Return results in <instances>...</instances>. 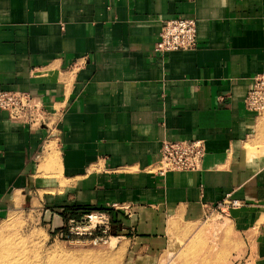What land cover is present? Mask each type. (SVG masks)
<instances>
[{
    "label": "crops",
    "instance_id": "obj_1",
    "mask_svg": "<svg viewBox=\"0 0 264 264\" xmlns=\"http://www.w3.org/2000/svg\"><path fill=\"white\" fill-rule=\"evenodd\" d=\"M186 17L196 47L154 51L162 23ZM258 73L264 0H0V87L47 116L0 109V211L41 191L58 235L64 207L112 209L129 264H158L219 209L243 264H264V117L245 105ZM163 139L202 140L201 168L159 173Z\"/></svg>",
    "mask_w": 264,
    "mask_h": 264
},
{
    "label": "rangeland",
    "instance_id": "obj_2",
    "mask_svg": "<svg viewBox=\"0 0 264 264\" xmlns=\"http://www.w3.org/2000/svg\"><path fill=\"white\" fill-rule=\"evenodd\" d=\"M258 112L260 116L264 115V109L257 111V114ZM261 144L263 143L259 144V148ZM41 193L20 192L21 201L17 205L11 201L8 207L0 211V264L131 262L130 254L127 253V241L122 237L124 233L118 232L117 226L113 223L109 233L101 239L95 237L100 236L97 233L72 238L53 235L50 228L42 222ZM10 215H13L14 219H11ZM223 220L224 213L219 209L207 213L197 225H194L196 227L191 226L188 235H182L181 241L176 238L172 244L174 248L160 257L157 263L243 264L244 251L240 250L238 237L231 231L227 222L222 223ZM7 221L11 223L8 226Z\"/></svg>",
    "mask_w": 264,
    "mask_h": 264
},
{
    "label": "built area",
    "instance_id": "obj_3",
    "mask_svg": "<svg viewBox=\"0 0 264 264\" xmlns=\"http://www.w3.org/2000/svg\"><path fill=\"white\" fill-rule=\"evenodd\" d=\"M197 43V28L194 18H174L164 21L154 44V51L163 53L176 50H192ZM249 110L257 112L264 109V73H258L253 78V87L245 99ZM0 109L8 116L32 127L45 125L46 111L29 93L10 91L0 87ZM205 155V147L200 139L173 140L163 139L160 146V156L157 162L159 173L166 171H196L201 168ZM224 205L238 206L237 200H229ZM111 215L108 211H90L81 217H69L64 235L72 238L77 235H93L96 238L106 236L111 229ZM62 232L58 235L61 237Z\"/></svg>",
    "mask_w": 264,
    "mask_h": 264
},
{
    "label": "trees",
    "instance_id": "obj_4",
    "mask_svg": "<svg viewBox=\"0 0 264 264\" xmlns=\"http://www.w3.org/2000/svg\"><path fill=\"white\" fill-rule=\"evenodd\" d=\"M102 210H106L110 213L111 215V222L113 224L116 225V212L113 211L112 209H108V208H103ZM91 210L90 209H86V208H81V207H76V206H67V207H64L61 214H63V218H66V213H69L71 216L70 217H75V218H80L82 214L84 213H87V212H90ZM117 226V225H116ZM65 230V228H64ZM63 229H61V232L63 233L61 238H66L65 235H64V231ZM53 235H55V231L52 232Z\"/></svg>",
    "mask_w": 264,
    "mask_h": 264
},
{
    "label": "bare ground",
    "instance_id": "obj_5",
    "mask_svg": "<svg viewBox=\"0 0 264 264\" xmlns=\"http://www.w3.org/2000/svg\"><path fill=\"white\" fill-rule=\"evenodd\" d=\"M261 117H264V115L262 114ZM10 216H12V217H11V219H12V218H13V215H10ZM13 219H14V218H13ZM6 220H7V219H6ZM12 221H13V220H12ZM7 222H8V221H7ZM7 222H5V223H7ZM8 224H11V223L8 222L7 225H6V224H5V225L8 226ZM13 252H14V251H13Z\"/></svg>",
    "mask_w": 264,
    "mask_h": 264
}]
</instances>
